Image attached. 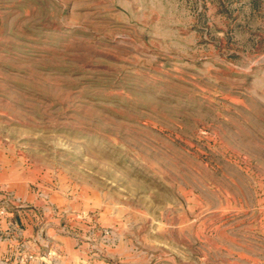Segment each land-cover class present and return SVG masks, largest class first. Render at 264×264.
Masks as SVG:
<instances>
[{"label": "rangeland", "instance_id": "rangeland-1", "mask_svg": "<svg viewBox=\"0 0 264 264\" xmlns=\"http://www.w3.org/2000/svg\"><path fill=\"white\" fill-rule=\"evenodd\" d=\"M15 207L86 264H264V0H0Z\"/></svg>", "mask_w": 264, "mask_h": 264}, {"label": "crops", "instance_id": "crops-1", "mask_svg": "<svg viewBox=\"0 0 264 264\" xmlns=\"http://www.w3.org/2000/svg\"><path fill=\"white\" fill-rule=\"evenodd\" d=\"M21 188L26 191L25 185L17 183L18 193ZM11 212L6 219L2 220L1 227L13 228L15 231L9 241L0 239V264H52V257L47 253L52 247L55 248V258L59 261L58 264H86L88 262L90 256L82 250L81 245L77 244L74 236L50 233L57 228L56 223H49V226L53 225V228L48 227V235L40 238L36 233L37 228L33 217L25 209L15 207ZM51 242L53 245L50 248ZM31 254L36 255V258L28 259L27 255Z\"/></svg>", "mask_w": 264, "mask_h": 264}]
</instances>
